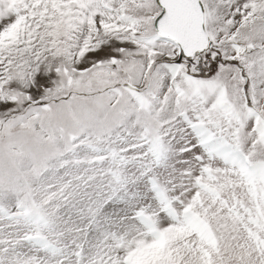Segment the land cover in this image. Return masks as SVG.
I'll use <instances>...</instances> for the list:
<instances>
[{
	"label": "snow or ice",
	"instance_id": "1",
	"mask_svg": "<svg viewBox=\"0 0 264 264\" xmlns=\"http://www.w3.org/2000/svg\"><path fill=\"white\" fill-rule=\"evenodd\" d=\"M0 264H264V0H0Z\"/></svg>",
	"mask_w": 264,
	"mask_h": 264
}]
</instances>
